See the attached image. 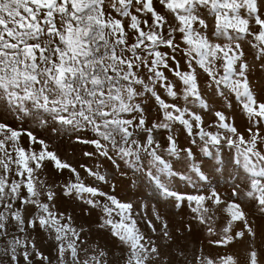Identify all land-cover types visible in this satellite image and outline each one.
<instances>
[{
  "label": "snow or ice",
  "instance_id": "snow-or-ice-1",
  "mask_svg": "<svg viewBox=\"0 0 264 264\" xmlns=\"http://www.w3.org/2000/svg\"><path fill=\"white\" fill-rule=\"evenodd\" d=\"M144 14L149 18H142ZM206 17L213 20L211 29ZM129 30L133 33L131 43ZM248 37H251L250 46L256 50L255 59L264 60V0H0V104L21 117L35 114L41 125H46L50 118L77 133V143L95 149L84 152L86 157L98 154L108 160L119 157L132 163L139 161L144 153L150 158V165L169 177L179 173L158 154L160 145L154 140L153 131H169L166 149L169 154L179 156L183 151L191 157L189 149H178L171 135L173 124L178 122L189 136L197 135L204 142L201 150L205 155L211 154L208 145L218 151L225 146L235 149L231 163L242 170L246 180L242 195L255 202L264 214V151L261 150L264 134L259 127L264 124V102L257 100L250 86L249 64L241 43ZM162 47L170 49L171 55L160 51ZM178 52L185 57L187 71L181 70L176 59ZM197 66L211 79L217 95L227 101L228 95L234 94L241 102L242 111L252 121V126L246 129L247 137L228 122L222 111H214L216 120L208 127L218 131L210 132L205 130L201 115L187 106L166 102L158 94L157 85L173 101L192 98L200 108L209 110L210 105L199 88ZM260 68L264 70V63ZM142 70L147 72L145 79L141 78ZM163 70L172 72L181 81L180 93L174 91ZM144 94L154 98L162 115L151 126L146 123L141 104L136 102ZM122 113H137L138 117L124 119ZM194 128L198 131L194 132ZM130 129L146 133L145 141L131 139L134 133ZM87 131L95 138L79 135ZM20 135L0 123V240L7 241L3 251L12 264H20L21 257L25 264H32L33 255L42 264L48 260L33 240L27 236L22 240L13 234L26 233L37 225L54 233L62 264L66 253H70L74 264H102L103 252L80 260L76 243L79 234L69 225L61 224V218L50 210L49 203L40 200L41 195L49 202L56 196L53 187L36 175L45 160L53 162L57 170L67 169L75 176V180L60 185L63 195L83 199L87 193L86 203L102 209L100 227L109 228L114 237L129 245L126 264H149L159 255L157 247L144 242L146 238L137 227L131 203L86 185L72 165L48 150L45 142L31 132L27 133L30 142L41 144V151L20 146ZM80 167L97 181L109 183L98 171L85 165ZM192 170L200 179L205 178L200 168L193 165ZM146 175L162 196L176 202V207L185 201L189 205L195 202L192 211L200 224L211 219L206 200L215 205L224 203L216 191L207 197L183 193L163 182L156 172L149 170ZM239 189L240 185L236 184L232 195L240 196ZM29 205L37 211L26 219ZM117 209L119 221L112 218ZM226 212L230 219L221 230L218 243H230L245 235L232 231L235 222H242L248 235H256L240 203L229 201ZM156 218L160 219L158 214ZM148 226L154 230L151 221ZM163 229V236L169 238L166 224ZM207 230L213 232L212 227ZM69 234L75 239H69ZM199 259L200 264H215L210 258ZM221 264L236 262L228 256L221 258ZM247 264H259L253 249L247 253Z\"/></svg>",
  "mask_w": 264,
  "mask_h": 264
},
{
  "label": "rangeland",
  "instance_id": "rangeland-1",
  "mask_svg": "<svg viewBox=\"0 0 264 264\" xmlns=\"http://www.w3.org/2000/svg\"><path fill=\"white\" fill-rule=\"evenodd\" d=\"M157 8L159 10L158 4ZM142 18L148 19V14H144ZM206 18L211 29L213 20L211 17ZM127 23L128 21L125 20L126 25ZM256 30L257 28L253 26V31ZM132 39L133 33L129 30L130 43ZM249 40H251V37L242 40L241 43L245 52V59L249 64L250 86L257 100L264 102V70L260 68L264 60L255 59L256 50L250 46ZM179 41V34H177V42ZM181 47H184V45H181ZM160 51L171 55V50L168 48L162 47ZM176 59L180 62L181 70L187 71V64L182 52L176 53ZM169 63L173 64L172 61H169ZM163 71L168 81L174 85V91L180 93L183 89L181 81L172 72ZM196 73L203 98L210 105V109L207 111L200 108L192 98H189V101H184L182 98L173 101L159 85L156 86V90L166 102H175L181 107L187 106L201 115L205 130L218 131L217 128L208 126L214 124L216 120L213 114L214 111H222L228 118V122L234 124L247 137L246 129L252 126V121L242 111L241 102L235 99L234 94L228 95L226 90L225 94L228 95V99L225 101L223 97L216 94V88L211 79L198 66L196 67ZM220 74H222V69ZM146 76V70H142L141 78L145 79ZM136 102L141 104L148 126H151L153 121L158 122L162 119L159 106L150 94L137 97ZM121 116L124 119L135 120L138 114L122 113ZM0 123L21 133L18 141L20 146L37 153L41 151V144L30 142L27 133L31 132L38 140L45 142L48 150L55 152L62 161L72 165L86 185L98 187L101 191L114 195L121 202L131 203L134 206L133 216L137 220V227L146 238L144 242H151L153 246L159 249V255L154 256L149 264H200L199 258H210L215 261V264H221V258L228 256L233 257L236 264H247L249 249L255 250L259 264H264V214L259 211L255 202L244 198L242 195L246 189V180L242 170L235 168L231 163V159L235 154L234 148L225 146L218 151L217 148L208 145L211 154L205 155L201 150L204 142L200 140L199 136H189L183 125L177 122L172 126L171 135L175 138L178 149H189L192 156L189 157L183 151L180 152L179 156H173L166 151L169 131L165 129L154 130L153 138L160 145L157 148L158 154L172 166L174 171L179 173L175 177H169L159 173L154 166L150 165V158L144 153L141 154L142 158L139 161L132 163H126L119 157H116L115 161L108 160L98 154L86 157L83 153L95 152L94 147L77 143V133L66 130L51 121L50 118L46 125H41L37 122L35 114L31 117H21L18 113L8 111L0 104ZM259 127L261 133L264 134V124ZM130 131L134 133L131 139L138 140L141 143L145 141L146 133L142 130L130 129ZM195 131H198V129L194 128ZM79 135L87 139L95 138L90 131L79 133ZM117 140H119V136H117ZM261 150L264 151V146H261ZM13 156H15V153H13ZM81 165L105 175L109 183L97 181L93 176H89L84 168L80 167ZM193 165L200 168L205 177L204 179H200L199 175L193 172ZM149 170L160 175L162 181L169 184L174 190L206 197L210 196L212 191H216L224 203L215 205L211 200H206L204 203L209 209L207 215H210L211 219L206 224H200L198 220L194 219L196 213L192 211V208L196 206L195 202L189 205L185 201L180 207H176V202L172 198L162 196L152 180L146 175ZM36 175L40 180L46 181L48 185L52 186L56 192V196L51 202L43 195H41L40 200L49 203L50 210L61 218V224L69 225L79 234L76 243L78 244L77 250L81 261L93 255L99 256V253L103 252V257H100L102 264H126L130 254L129 245L114 237L109 228L100 227L102 223L101 216L104 214L101 208H93L86 203L89 194L84 193L83 199L75 195H63L60 185L67 183L70 179L75 180V176L69 170H57L53 162L45 160L42 168L37 170ZM181 177L185 178L182 179ZM236 184L240 185V196L232 195ZM41 191L43 192V189ZM98 199L103 198L98 197ZM229 201L242 205L256 235H248L243 223L235 222L232 225V231L245 232V235L234 238L230 243L221 244L217 241L222 235L221 230L227 226L230 219L226 212ZM27 207L26 219L31 218L30 214L37 211L31 205ZM118 211V209L115 210L112 215L115 221L120 219L119 215L116 214ZM157 214L160 219L156 218ZM148 221L152 222L154 230L153 227L148 226ZM164 224L167 225L169 238H165L162 234ZM209 227L213 228L212 233L208 232ZM13 234L22 240L25 236L33 240L39 251L48 257V260L44 261L43 264H62V261L58 258L54 233H50L49 230L40 228L37 225L34 229H28L26 233L15 232ZM69 239L75 238L69 234ZM6 243L7 241L0 240V264H12L3 251ZM20 264H25L22 257ZM32 264H42V262L33 255ZM63 264H74L70 253H66Z\"/></svg>",
  "mask_w": 264,
  "mask_h": 264
}]
</instances>
